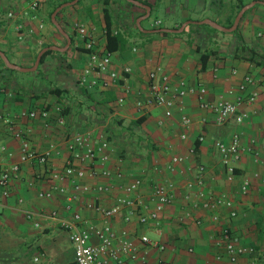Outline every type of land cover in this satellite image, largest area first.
<instances>
[{
	"label": "crops",
	"instance_id": "crops-1",
	"mask_svg": "<svg viewBox=\"0 0 264 264\" xmlns=\"http://www.w3.org/2000/svg\"><path fill=\"white\" fill-rule=\"evenodd\" d=\"M40 1L42 31L36 30V21L22 18L27 28L34 30L33 36L18 39L13 22L0 17V54L12 66L32 68L40 51L56 48L49 50L51 54L33 72L9 69L0 56V164L20 167L11 180L8 196L2 197L0 191V256L7 250L23 253L35 249L44 264L61 257L63 244L70 242L58 222L49 218L54 210L64 219L76 211L88 224L102 226L101 216L85 205L95 202L112 207L116 198L124 195L118 188L108 194L94 190L79 194L68 213L64 207L72 194L70 183H66L65 193L56 192L51 199L38 198L39 192L50 189L48 168L62 169L71 158L65 138L89 132L92 138L99 133L107 136L109 161L80 166L98 173L119 171L122 178L109 182L99 175L87 176L79 181L80 185L92 189L108 182L118 187L139 178V194L146 202L155 185L173 187V202L161 213L157 224L140 225L136 217L130 223H124L121 216L111 220L115 233L120 236L126 232L138 251L139 258L132 264H264V116L260 113L264 100V61L260 59L264 55V0H258L263 4L243 0L248 8L235 34V30L229 32L223 27L232 0H108L111 33L121 35L124 43L111 53V68L117 72L118 81L101 77L108 82L107 88L90 86L95 76L85 75L88 54L76 33L77 26H84L97 49L106 51L104 0H77L56 15L69 45L51 22L47 0ZM0 3L4 11L16 13H23L27 7L25 0ZM236 35L241 36L244 46L235 56ZM210 51L213 54L202 70L201 55ZM151 72L166 75L173 90L186 91L185 96L177 98L170 117L165 116L163 108L148 103ZM247 75L253 84L246 86L242 94L239 86ZM252 93L257 99L248 103ZM239 95L243 102L236 116L245 115L241 123L233 116L218 125L216 115L200 106L204 102H234ZM121 98L124 102L119 104ZM42 111H47L46 119L39 116ZM31 112L37 115L34 119L24 116ZM60 115L65 120L63 127L57 124ZM182 117L189 119V125L182 124ZM17 131L26 133L31 150L38 155L54 146L48 166L35 161L20 163L21 142L14 137ZM233 134L239 137L241 153L234 165L235 178L228 182L216 143H227ZM181 135L186 139L182 140ZM3 147L5 151H1ZM190 147H195L194 155H189ZM175 156L182 161L170 171L168 166ZM200 166L204 168L201 189L228 197L235 218L229 217L228 210L220 209L217 221H213L209 211L191 207L198 187L188 190L187 184L196 183ZM243 180L249 181L246 195L239 192ZM28 214L32 215L30 220ZM223 229H228L247 250L235 263L224 254L220 240ZM142 236L152 246L142 245ZM159 246L164 249L159 250ZM72 257L71 263L75 264L74 253Z\"/></svg>",
	"mask_w": 264,
	"mask_h": 264
},
{
	"label": "built area",
	"instance_id": "built-area-1",
	"mask_svg": "<svg viewBox=\"0 0 264 264\" xmlns=\"http://www.w3.org/2000/svg\"><path fill=\"white\" fill-rule=\"evenodd\" d=\"M27 1V7L22 13H16L13 10L4 11L0 3V17H4L6 22H13L14 31L18 39H22L23 36L34 35L32 28H27L22 18H28L30 21H36V30L42 31L44 24L40 19L41 16V1L40 0H25ZM3 12V13H2ZM76 33L81 41L82 49L88 54V67L85 70V75H94V80L90 83V86L100 85L102 88L108 87V82L102 79V76H106L112 82L118 81V74L112 68L111 53L108 51H100L97 49L96 42L91 39L86 28L84 26H77ZM124 73H129L128 69H124ZM253 84V79L250 75L244 77L243 83L239 86V91L242 94L245 92V88L248 85ZM148 103L155 107L163 108L165 110V116L170 117L172 115V109L175 106L177 98L185 96L186 91H175L171 88L169 79L166 75L162 74L158 76L157 73L151 72L149 74L148 83ZM191 92V90H190ZM200 94L205 91L201 89ZM241 94V95H242ZM236 97L234 102L219 101L215 104L201 103V108L210 111L216 115V124H223L230 117L236 116L238 106L243 102L242 96ZM257 99V94L252 93L246 100L248 103H253ZM124 100L121 98L118 100L119 104H122ZM140 111V109H138ZM260 113L264 116V100L261 102ZM31 119H34L37 115L34 112L25 114ZM41 118L46 119L48 116L47 111H42L39 115ZM245 118L244 114L236 116V122L241 123ZM182 124L184 126L189 125V119L182 117ZM57 124L63 127L65 124L64 117L61 115L57 118ZM14 137L21 142L20 146V163L35 161L38 165L48 166V160L51 152L54 149L53 145H50L49 150L45 153L38 155L29 146V142L26 138V133L17 131L14 133ZM181 139L185 140L186 136L181 135ZM201 141V140H200ZM65 145L67 151L70 153L71 158L66 161L62 169L48 168L51 186L49 190L38 193L39 199H51L53 194L65 193L66 183H70L71 195L68 196L67 205L64 207V211L67 213L72 211L74 201L79 197V194H89L91 190H94L97 194L111 193L115 188L122 190L123 196L116 198L115 204L110 208L102 207L101 205L94 203H87L85 208L89 211L98 213L103 219L101 227H97L84 221L78 212H72L69 219H64L60 216L59 212L54 210L50 213L49 218L56 220L61 229H63L70 244L74 250V263L75 264H132L135 263L138 258V251L134 244L128 239L127 233L122 232L118 236L111 226V220L113 218L121 216L124 223H130L133 217H136L140 225H147L149 223L157 224L161 213L166 207L173 202V187L172 185H155L152 189V194L149 198V202H146L139 194V190L142 187V181L139 178L132 179L125 186L116 187L114 184L95 185L92 189L88 185H80L79 181L85 179L87 176L95 177L96 175L102 176L107 181L111 182L114 178H122V172L109 170H102L100 173L93 169H86L83 166L84 163L90 165L98 162L101 165L106 164L109 161V142L107 136L104 133H99L96 138H92V134L89 132L76 133L65 138ZM216 148L220 157V161L224 166L226 173V180L232 182L235 178V163L240 159L241 147L239 144V137L233 134L227 143L217 142ZM1 151H5V148H1ZM189 155H194L195 147H190L188 150ZM182 159L180 157H173L168 169L171 171L174 166L180 163ZM19 164L5 168L0 164V191L2 197H7L9 194L11 180L19 172ZM204 172L203 167L198 168V176L196 183H188L187 189L192 190L195 186L198 187V191L195 194V200L190 201L193 209L201 208L211 213V219L217 221V212L220 209H226L229 211V217L235 218L236 211L234 210L233 202L225 195H214L212 193L204 192L201 189L203 182L201 176ZM249 189V181L243 180L239 192L241 195H246ZM189 196H186L188 199ZM123 210L125 212L123 213ZM31 214L27 215V219L30 220ZM38 225L36 224V227ZM92 239L96 240V243L92 242ZM220 240L222 243L224 254L227 256L231 263H235L247 250L237 243L236 238L231 234L228 229H223L220 233ZM140 243L142 245H150L152 243L146 236L140 237ZM159 250H163L164 247L159 246ZM252 252V249L250 250ZM144 261V258H141Z\"/></svg>",
	"mask_w": 264,
	"mask_h": 264
},
{
	"label": "trees",
	"instance_id": "trees-1",
	"mask_svg": "<svg viewBox=\"0 0 264 264\" xmlns=\"http://www.w3.org/2000/svg\"><path fill=\"white\" fill-rule=\"evenodd\" d=\"M73 0H47V5L50 7V12L49 15H51L53 13V11L58 8L59 6L66 4V3H70ZM233 4H231L230 7V15L228 20L223 24L224 28H231L233 25V21L235 19V17L237 16V14L246 6L247 3H245L243 0H232ZM254 1H258V0H254ZM104 5L105 7L103 8V17H104V21H105V38H106V51H108L109 53H112L114 51H116L118 49L119 46H122L124 41L122 39L121 35H113L111 33V20H110V13L109 10L106 8L108 5V0H104ZM60 13V12H59ZM58 13V15H59ZM57 15V16H58ZM208 27V26H206ZM213 30V29H212ZM215 31V30H214ZM237 30H235L233 33L235 34ZM163 36H168L169 34L163 33ZM236 46H235V52L233 53L235 56L238 55L241 51H242V47L240 48V46H244L243 44V40L241 38V36L236 35ZM52 51H47L45 52L40 60L39 65H41L45 59V57L49 54H51ZM213 54V52H207V53H203L201 55V64H202V70L205 69L206 63L208 58L210 57V55ZM250 60H252V57H249ZM262 61H264V55L261 56L260 58ZM258 65H261V62L257 63ZM4 66V65H3ZM6 70L10 71L9 69H7L5 67ZM57 91H52V94H56ZM58 92H63V91H58ZM198 146V144H196V147Z\"/></svg>",
	"mask_w": 264,
	"mask_h": 264
},
{
	"label": "rangeland",
	"instance_id": "rangeland-1",
	"mask_svg": "<svg viewBox=\"0 0 264 264\" xmlns=\"http://www.w3.org/2000/svg\"><path fill=\"white\" fill-rule=\"evenodd\" d=\"M62 250L63 255L61 257L56 259V261H52L47 264H72V253H74L72 245L65 242L62 246ZM35 251V249H27L23 253L17 251V249L4 251L5 253L0 256V264H44L42 263L43 258L36 256ZM35 257H38L37 262L34 261Z\"/></svg>",
	"mask_w": 264,
	"mask_h": 264
},
{
	"label": "water",
	"instance_id": "water-1",
	"mask_svg": "<svg viewBox=\"0 0 264 264\" xmlns=\"http://www.w3.org/2000/svg\"><path fill=\"white\" fill-rule=\"evenodd\" d=\"M128 1H130V2H132V0H128ZM77 2V0H74V1H72V2H70V3H66V4H63V5H61V6H59L58 8H56L54 11H53V13H52V15H51V22H52V24L57 28V30L67 39V42H68V45H69V43H70V40H69V38L64 34V32L60 29V27L57 25V23H56V15L63 9V8H65V7H68V6H72V5H75V3ZM256 3H258V4H263L262 2H260V1H258V2H256ZM248 8V6H246V7H244L238 14H237V16L235 17V20H234V23H233V25H232V27L230 28V29H227V31H229V32H231V31H234L235 29H236V27H237V24H238V22H239V20L241 19V17H242V15H243V13H244V11L246 10ZM183 29H180V30H177V31H173V32H181ZM53 49H56V48H52V47H48V48H45V49H43L42 51H40L39 53H38V55L36 56V59H35V63H34V65H33V67L32 68H29V69H20V68H18V67H15V66H12L8 61H7V59L3 56V55H1L0 54V56H1V58L3 59V61L5 62V64H6V66L9 68V69H18V70H21V71H31V72H33V71H35L36 69H37V67H38V65H39V63H40V60H41V57H42V55L45 53V52H47V51H49V50H53Z\"/></svg>",
	"mask_w": 264,
	"mask_h": 264
}]
</instances>
